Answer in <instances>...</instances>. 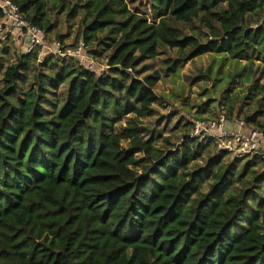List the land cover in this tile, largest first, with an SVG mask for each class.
<instances>
[{
	"label": "trees",
	"instance_id": "obj_1",
	"mask_svg": "<svg viewBox=\"0 0 264 264\" xmlns=\"http://www.w3.org/2000/svg\"><path fill=\"white\" fill-rule=\"evenodd\" d=\"M13 1L46 34L77 20L72 45L84 41L110 67L98 75L58 56L39 62L38 50L12 61L0 39V264H264V161L213 155L212 140L188 133L160 146L141 121L160 100L163 75L150 61L169 48L178 56L168 72L212 53L248 61L244 99L260 98V110L239 109L241 119L230 104L225 114L264 131V83L250 82L256 60L264 73V0H150L154 21L127 0H50L53 14L49 0ZM67 79L63 105L48 109Z\"/></svg>",
	"mask_w": 264,
	"mask_h": 264
},
{
	"label": "rangeland",
	"instance_id": "obj_2",
	"mask_svg": "<svg viewBox=\"0 0 264 264\" xmlns=\"http://www.w3.org/2000/svg\"><path fill=\"white\" fill-rule=\"evenodd\" d=\"M127 2L130 9L145 14L150 21H154L155 11L150 0H127ZM51 6L52 3L49 0V13H51ZM76 23L77 20L74 19H71L69 22L66 20H59L58 28L46 34V40L50 42L54 38H57V32L59 31L62 33H71L66 44L74 43L77 32ZM190 26L185 27V31L191 32L193 27ZM194 26L198 32L202 33L203 38H206L207 30H201L202 24L200 21H196ZM11 37L12 38L7 41L10 45V50H7L6 57L10 58L12 61H16L22 50V45L19 41V32L16 31L14 34H11ZM3 46L4 44L1 43L0 47L2 48ZM162 51L160 56L150 61V64L154 68L159 69L163 75V78L157 83L155 88L160 96L159 102L154 105L157 109V113L152 117L141 119L157 137L156 143L158 145H163V138L171 137L175 146H180L182 138L191 130L190 125L193 119L213 117L219 112L228 114L230 113V104L234 105V111L238 113H240L239 109H241V113L248 112L249 115H252L260 110V98L253 101L244 99L249 89V82L244 81V76L250 75L248 61L238 62L226 54L212 53L199 56L192 61L177 66L174 72H168L167 68L170 65L167 61L169 59L173 60V57L178 56V51L169 48H163ZM67 61H70V59ZM244 65L246 66L245 71L243 70ZM44 69L46 72H48V70L51 71V69L47 67ZM262 69L263 65L259 60H256L250 82H253L255 78H259L260 81L264 83V73H262ZM147 73L149 72L141 76L144 77ZM33 75V71H29L24 75L25 80L21 83L22 89H29L31 83L34 81ZM233 75L242 76L235 77V83L233 88L229 91V96L224 97L226 96V88L231 82ZM69 81L70 79H67L58 91L49 92V98L44 103L48 109H59L63 105L67 97ZM262 97L263 114H261L258 119L264 124V94ZM241 113L240 118L244 119ZM133 117V114L127 115L122 125H126ZM229 121L234 123L240 122L236 121L235 117L229 119ZM211 147L213 148L212 154H217V150L213 146ZM208 154H211L209 149L203 148L197 160L202 163L204 157ZM143 159L148 165L152 163L148 158L143 157ZM207 188V186H204L205 190Z\"/></svg>",
	"mask_w": 264,
	"mask_h": 264
},
{
	"label": "built area",
	"instance_id": "obj_3",
	"mask_svg": "<svg viewBox=\"0 0 264 264\" xmlns=\"http://www.w3.org/2000/svg\"><path fill=\"white\" fill-rule=\"evenodd\" d=\"M0 9L3 14L0 39L10 40L11 34L18 31L22 45L20 53L38 50L39 62L51 55L70 59L81 68L97 72L98 75H103L109 69V60L96 59L82 40L75 45L63 43L57 38L48 42L45 31L27 21L13 0H0ZM237 124L229 121L224 112H219L213 117L193 119L188 135L199 140H212L217 151H226L232 158L257 156L264 161V131L248 128L243 122Z\"/></svg>",
	"mask_w": 264,
	"mask_h": 264
},
{
	"label": "crops",
	"instance_id": "obj_4",
	"mask_svg": "<svg viewBox=\"0 0 264 264\" xmlns=\"http://www.w3.org/2000/svg\"><path fill=\"white\" fill-rule=\"evenodd\" d=\"M237 125H238V124L236 123V126H237ZM236 126H235V127H236Z\"/></svg>",
	"mask_w": 264,
	"mask_h": 264
}]
</instances>
